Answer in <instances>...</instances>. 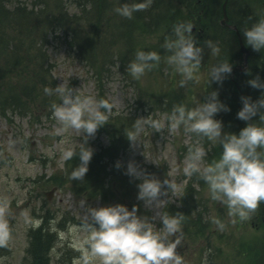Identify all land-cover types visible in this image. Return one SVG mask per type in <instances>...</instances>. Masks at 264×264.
Listing matches in <instances>:
<instances>
[{
    "label": "rangeland",
    "instance_id": "1",
    "mask_svg": "<svg viewBox=\"0 0 264 264\" xmlns=\"http://www.w3.org/2000/svg\"><path fill=\"white\" fill-rule=\"evenodd\" d=\"M189 2L106 0L103 14L93 3L95 53L121 61L97 72L53 45L60 105L0 116V264H28L29 232L41 224L55 234L51 264H264L255 191L242 187L238 149L204 102L216 49ZM104 122L130 142L103 158V186L86 188L68 157L109 146Z\"/></svg>",
    "mask_w": 264,
    "mask_h": 264
},
{
    "label": "trees",
    "instance_id": "2",
    "mask_svg": "<svg viewBox=\"0 0 264 264\" xmlns=\"http://www.w3.org/2000/svg\"><path fill=\"white\" fill-rule=\"evenodd\" d=\"M59 1L61 5L49 7L47 0H0V116L10 119L15 112L27 115L33 109H49L50 115L60 105L61 97L56 92L51 68L53 45L67 46L76 59L97 72L110 59L116 64L121 61L117 54L97 56L95 53V48L103 46V41L97 35L100 26L94 25L90 12L93 3H98L101 4L98 10L103 14L106 0H73L78 3V12L72 13L62 6L64 0ZM189 1L191 17L202 29L206 27V36L216 49L212 71L205 83L204 102L209 116H216L227 128L226 144L238 149V164L233 167L245 183L242 182V187L255 191V215L264 227V150L258 149V145L264 147V143L254 141L249 134L248 123L241 112L242 96L235 83L238 82L246 94L254 134L264 137V28L255 24L253 30L252 10L246 0H240L238 5L236 0H229L230 20L238 26L250 50L247 69L235 70L243 57L235 32L220 25L223 0H197L196 7L194 0ZM82 14L89 17L81 18ZM207 16L210 21L206 23ZM116 116L118 119L121 115ZM118 128L112 133L104 122L103 132L111 138L109 146L89 152L82 147L68 157V165L81 172L77 176L86 188H101V177L109 168L108 164H103V158L108 157L112 162L129 145L130 136H118L121 127ZM246 195H250L247 190ZM120 233L118 230L117 234ZM121 239L131 246V238ZM55 240L54 232L46 224L32 228L27 263L51 264L50 252Z\"/></svg>",
    "mask_w": 264,
    "mask_h": 264
},
{
    "label": "water",
    "instance_id": "3",
    "mask_svg": "<svg viewBox=\"0 0 264 264\" xmlns=\"http://www.w3.org/2000/svg\"><path fill=\"white\" fill-rule=\"evenodd\" d=\"M226 5H227V0L224 1L223 6H222L223 19L221 20V24L228 25L229 27H231L232 29H234L236 31L238 40L240 42L241 50L243 52V57H244V60L246 61L247 60V55L249 53V50H248V48H246L245 44L243 43L242 37L240 36V33L238 31L237 26L227 23L228 15H227V7H226ZM241 93H242L241 111H242V114L244 115V117L247 119V122L249 123V131H250V133L253 134V126L254 125H253V121L250 118L249 113L247 111V98H246V96H245L243 91H241ZM259 139L261 141H264V138H259Z\"/></svg>",
    "mask_w": 264,
    "mask_h": 264
},
{
    "label": "flooded vegetation",
    "instance_id": "4",
    "mask_svg": "<svg viewBox=\"0 0 264 264\" xmlns=\"http://www.w3.org/2000/svg\"><path fill=\"white\" fill-rule=\"evenodd\" d=\"M224 2V0L222 1V3ZM240 2V0H236V4L238 5ZM247 5L249 6L250 10H252V15H251V25L253 30L255 29L253 27V25L255 24H262V19H263V14L259 15L258 11H260V8H264V0H246ZM201 5H205L204 3H200ZM227 4L229 5V0L227 1ZM229 22L232 23V21L230 20V16H229ZM257 22V23H256Z\"/></svg>",
    "mask_w": 264,
    "mask_h": 264
}]
</instances>
